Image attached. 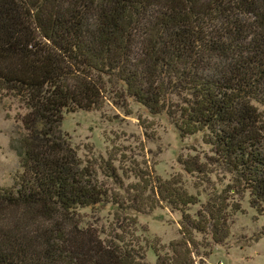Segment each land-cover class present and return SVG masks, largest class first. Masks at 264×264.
Returning <instances> with one entry per match:
<instances>
[{
    "label": "trees",
    "instance_id": "trees-1",
    "mask_svg": "<svg viewBox=\"0 0 264 264\" xmlns=\"http://www.w3.org/2000/svg\"><path fill=\"white\" fill-rule=\"evenodd\" d=\"M0 90L28 111L0 214L23 204L53 221L35 236L0 229V264H150L136 215L159 203L182 213V237L166 249L156 238L155 264H197L209 244L196 234L215 245L230 236V193L249 192L264 213V0H0ZM129 99L166 112L182 137L203 134L212 155L183 161L185 171L209 182L210 168L223 167L234 186L208 194L192 217L200 199L182 176L163 179L133 160L117 168L112 152L104 166L84 160L59 130L65 114L107 102L130 115ZM101 205L135 213L113 224L111 240L82 226L81 212Z\"/></svg>",
    "mask_w": 264,
    "mask_h": 264
},
{
    "label": "rangeland",
    "instance_id": "rangeland-1",
    "mask_svg": "<svg viewBox=\"0 0 264 264\" xmlns=\"http://www.w3.org/2000/svg\"><path fill=\"white\" fill-rule=\"evenodd\" d=\"M127 110L130 115L121 107L107 102L100 111L65 114L59 130L79 149V156L84 160L93 158L98 165L104 166L101 160H107L109 152H112L113 158L117 160V168L130 166V160H133L134 165L144 170L153 166L156 174L163 179L182 176L189 193L199 195L200 199V204L188 208L192 217H196L206 204L208 194L220 195L228 187L234 186L233 178L223 167L210 168L212 175L209 182L200 175L185 171L183 161L191 162V158L197 156L202 162H208L207 159L212 155L210 147L203 143V134L182 137L166 112L151 114L132 99L128 100ZM27 112L17 98L0 90V144L10 149L15 158L6 170L0 171V188L14 185L18 156L11 145L12 142L17 143L24 134L21 117ZM122 153L126 154V159L121 161ZM119 174L123 175L121 170ZM99 179L104 180L102 172H99ZM123 182L125 185L131 184L136 179L130 175V179L124 178ZM113 187L118 190L117 185L113 184ZM230 194L235 202L230 203V236L223 244L215 245L211 236L196 234L199 242L204 240V244H209L203 245L205 248L200 247V252L204 253H200L202 257L197 258V264H264V213L252 208L249 192L243 195ZM235 208H240V211L235 212ZM125 213L115 211L111 205L83 210L81 219L82 226L86 228L84 232L94 240H111L115 233L113 224H120V219L126 222L128 216H135L131 210ZM136 216V235L140 238L147 262L155 264L152 245L157 243V238L166 249L170 243L181 239L182 213L165 203H159L155 209H147L142 215Z\"/></svg>",
    "mask_w": 264,
    "mask_h": 264
},
{
    "label": "clouds",
    "instance_id": "clouds-1",
    "mask_svg": "<svg viewBox=\"0 0 264 264\" xmlns=\"http://www.w3.org/2000/svg\"><path fill=\"white\" fill-rule=\"evenodd\" d=\"M11 150L0 144V171L6 170L8 165L14 162ZM38 206L29 208L21 204L19 207L13 206L11 209L0 214V229L4 231L15 230L17 226L29 236L37 235L38 231L51 228L53 221L39 215Z\"/></svg>",
    "mask_w": 264,
    "mask_h": 264
}]
</instances>
